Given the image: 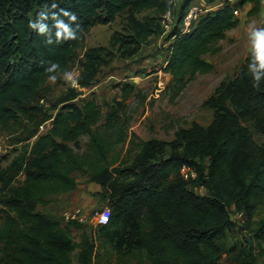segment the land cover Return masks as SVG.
Here are the masks:
<instances>
[{
    "label": "trees",
    "instance_id": "1",
    "mask_svg": "<svg viewBox=\"0 0 264 264\" xmlns=\"http://www.w3.org/2000/svg\"><path fill=\"white\" fill-rule=\"evenodd\" d=\"M193 1L180 0L174 11L177 23L169 36L174 41L163 69L171 77L167 89L173 98L197 75L214 70L205 57L216 54L226 33L239 26L234 11L252 4L248 15L257 16L262 9L260 0L228 1L182 33V20ZM171 8L169 0H0V129L20 120L36 122L37 127L49 123L8 167L0 161V206L8 210L0 226V264H72L74 254L77 264H259L264 258V212L249 225L264 209V148L256 145L245 125L253 123L264 134V81L258 89L252 86L250 57L237 79L218 89L222 103L207 128L181 129L179 144L156 138L136 143L133 135L129 159L118 151L129 137V121L118 109L103 116L94 99L82 106L66 100L48 112L35 104L47 82L48 62L59 63L57 76L70 71L90 28L112 24L128 12V34L112 42L118 51L132 55L163 32L161 19ZM60 9L77 16L78 38L49 45L45 36L28 27L29 20L42 10L48 17L43 23L54 33L51 13ZM143 11H153L156 17L136 18L134 13ZM103 65L101 51L88 49L79 86L92 87ZM129 90L123 87L125 93ZM83 136L89 140L81 153L70 144ZM184 166L197 173L194 180L183 179ZM75 172L102 188L99 196L111 209L109 223L98 226L95 237L83 232L79 241L72 229H82V224H63L38 211L52 197L77 189ZM192 185L203 187L206 195L194 193ZM229 214L242 215L243 230L251 234L252 242L245 238L240 249L226 247L228 233L237 226ZM229 250L233 256L222 262Z\"/></svg>",
    "mask_w": 264,
    "mask_h": 264
},
{
    "label": "rangeland",
    "instance_id": "2",
    "mask_svg": "<svg viewBox=\"0 0 264 264\" xmlns=\"http://www.w3.org/2000/svg\"><path fill=\"white\" fill-rule=\"evenodd\" d=\"M239 1L234 0L231 3L238 4ZM251 8L252 5L247 4L239 8V26L226 33V37L218 45L219 51L216 54L205 57L214 66V70L209 74L197 75L176 98H173L172 92L167 89L171 77L163 70L168 57V46L174 41L169 40L173 25L167 29L163 25L164 16H162L163 32L151 37L134 54L126 55L125 52L118 51V46L112 42L113 37L123 36L129 32L127 23L129 13L126 12L112 24L95 25L90 28L85 35L83 45L76 52L70 71L78 73L79 76L82 72L81 64L88 49H99L104 56L105 65L99 69L93 86L73 88L65 83L62 75H59L55 84L46 82L35 104L48 112L53 105L61 107L66 100L67 103L82 106L85 100L94 99L102 108L103 116L113 108L118 109L122 118L129 121L128 140L124 146L118 148L124 159H129V142L133 135L138 138L135 140L136 143L138 140L146 141L156 138L167 143L179 144L177 135L181 129L188 130L194 125L207 128L212 123L215 108L222 103V91L218 89L237 79L243 62L249 57L247 26L252 21H256L261 26L264 15V7L259 15H248ZM134 14L139 20L156 17L153 11ZM124 86H130L128 93L123 91ZM74 95H76L74 100H68ZM245 125L256 145L264 148V134L257 130L253 123ZM48 127L49 123L37 127L36 122L20 120L7 129H0L2 166L8 167L12 159L20 152L21 147L33 144L38 136L48 130ZM88 140V136H83L77 143H71L70 146L82 153ZM73 175L78 183L75 190L76 196L62 194L52 197L49 204L46 207H39L38 211L54 215L65 224L63 214L74 209L73 203L76 200L73 198H81L78 206L81 207L80 209L84 208L83 210L89 216L88 220L82 224V229L72 230L73 238L79 241L83 232L94 236L98 227L94 215L110 205L108 201L101 200L99 194L103 190L100 186L90 183L78 172ZM23 179L24 175H20L18 182H22ZM190 189L198 195L207 193L200 186L192 185ZM231 211L234 212V208ZM263 212L264 209L260 208L249 225L253 227L261 220ZM7 213L8 210L0 206V226ZM234 221L237 226L227 235V249L232 247L240 249L245 238L252 242L251 234L243 230L245 218L236 214ZM75 255L72 264H77ZM231 256L233 255L229 250L223 253L220 259L228 263ZM259 264H264V258L259 259Z\"/></svg>",
    "mask_w": 264,
    "mask_h": 264
},
{
    "label": "clouds",
    "instance_id": "3",
    "mask_svg": "<svg viewBox=\"0 0 264 264\" xmlns=\"http://www.w3.org/2000/svg\"><path fill=\"white\" fill-rule=\"evenodd\" d=\"M172 0H169L171 3ZM260 4L264 7V0H260ZM53 8L57 5L54 3ZM47 9V6L44 7ZM66 18V19H65ZM48 17L44 15L43 11H39L37 18L35 20H29L28 27L37 32L38 35L45 36V42L47 44L61 43L65 40L77 39V30L79 29V24L77 22V16L66 10L60 9L59 13L52 12L51 20L53 23V28L55 32L49 28L48 25L43 23ZM75 24L76 28L72 25ZM247 37L249 45V61L247 64L248 74L252 81V86L254 88H259L261 82L264 81V26H260L256 21H252L247 26ZM60 69L59 63L48 62V66L45 68L47 75V82L55 84L58 77L54 73ZM62 79L65 83L69 84L73 88L79 87V74L73 71H64L62 74ZM108 216H104V222L107 223Z\"/></svg>",
    "mask_w": 264,
    "mask_h": 264
},
{
    "label": "built area",
    "instance_id": "4",
    "mask_svg": "<svg viewBox=\"0 0 264 264\" xmlns=\"http://www.w3.org/2000/svg\"><path fill=\"white\" fill-rule=\"evenodd\" d=\"M233 2L234 0H194L182 20L181 29L182 33H189L194 25H196L200 19L208 13H212L223 8L227 2ZM179 2L180 0H172L170 5L172 8L164 15L163 24L168 29L171 25H175L177 23V16L174 11L179 10ZM236 17L239 16L240 10L236 9L234 11ZM239 18V17H238ZM181 175L184 180L190 181L194 180L197 176V173L189 166H184L181 169ZM108 216L107 223L104 222V216ZM89 214L83 209L77 208L70 211H67L63 214V219L65 222H77L79 224H83L88 220ZM111 217V209L109 207H105L103 210L97 212L94 215V219L96 221V226H105L109 223Z\"/></svg>",
    "mask_w": 264,
    "mask_h": 264
},
{
    "label": "crops",
    "instance_id": "5",
    "mask_svg": "<svg viewBox=\"0 0 264 264\" xmlns=\"http://www.w3.org/2000/svg\"><path fill=\"white\" fill-rule=\"evenodd\" d=\"M247 5H252V4H247ZM66 195H73V196H76V194H75V191H73V192H70V193H66ZM76 200L74 203H73V208L74 209H77V208H81L80 206H78L80 203H81V198H73V200ZM83 205V204H82ZM84 209V208H83ZM72 230H74V229H72Z\"/></svg>",
    "mask_w": 264,
    "mask_h": 264
},
{
    "label": "water",
    "instance_id": "6",
    "mask_svg": "<svg viewBox=\"0 0 264 264\" xmlns=\"http://www.w3.org/2000/svg\"><path fill=\"white\" fill-rule=\"evenodd\" d=\"M229 216H230V220H231V221H234V219H235V216H234V215H232V214H229Z\"/></svg>",
    "mask_w": 264,
    "mask_h": 264
}]
</instances>
